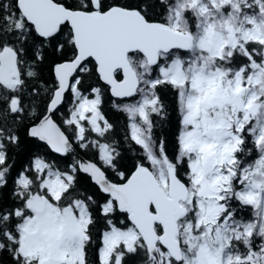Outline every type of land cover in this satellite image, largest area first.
Listing matches in <instances>:
<instances>
[{
    "label": "snow or ice",
    "instance_id": "snow-or-ice-1",
    "mask_svg": "<svg viewBox=\"0 0 264 264\" xmlns=\"http://www.w3.org/2000/svg\"><path fill=\"white\" fill-rule=\"evenodd\" d=\"M0 264H264V0H0Z\"/></svg>",
    "mask_w": 264,
    "mask_h": 264
}]
</instances>
